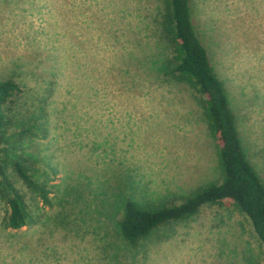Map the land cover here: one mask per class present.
<instances>
[{"label": "rangeland", "instance_id": "rangeland-1", "mask_svg": "<svg viewBox=\"0 0 264 264\" xmlns=\"http://www.w3.org/2000/svg\"><path fill=\"white\" fill-rule=\"evenodd\" d=\"M195 25L264 183V0H194ZM164 0H0V80L23 91L10 131L52 187L26 195L37 223L4 226L0 264H264V245L230 203L162 225L131 245L119 220L127 199L174 204L219 179L217 141L200 93L164 76L172 55ZM5 144L0 142V162Z\"/></svg>", "mask_w": 264, "mask_h": 264}, {"label": "trees", "instance_id": "trees-1", "mask_svg": "<svg viewBox=\"0 0 264 264\" xmlns=\"http://www.w3.org/2000/svg\"><path fill=\"white\" fill-rule=\"evenodd\" d=\"M163 8L161 27L172 47V55L159 71L192 84L200 93L199 104L217 141L219 179L197 186L179 203L143 205L127 199L119 220L120 229L131 245L140 244L159 226L189 219L206 205L230 203L249 217L264 245V183L248 158L228 91L196 28L194 0H164ZM22 91L18 81L0 80V142L5 144V157L0 162V198L7 205L3 223L10 229L38 222L21 185L44 205L53 204L52 187L34 177L29 158L20 152L29 129L10 131L12 121L7 110Z\"/></svg>", "mask_w": 264, "mask_h": 264}]
</instances>
